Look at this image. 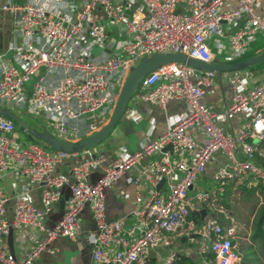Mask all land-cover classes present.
Listing matches in <instances>:
<instances>
[{"label": "built area", "instance_id": "1", "mask_svg": "<svg viewBox=\"0 0 264 264\" xmlns=\"http://www.w3.org/2000/svg\"><path fill=\"white\" fill-rule=\"evenodd\" d=\"M140 1L145 12H128L122 0L67 2L73 19L57 14V6L36 0L1 4L0 10L12 18L14 40L21 42L13 49L22 67L1 62L0 106L24 105L35 118L45 113L50 117L48 132L76 141L90 136L108 120L135 60L152 53H182L213 63L215 54L207 42L210 35L227 37L234 57L243 54L251 41L264 40V1L260 5L259 0ZM98 9L121 33L119 40L111 39L106 26L97 20ZM94 41L106 45L98 57L91 54ZM216 74L181 61L162 63L146 74L133 93L138 99L163 108L179 100L188 111L139 149L111 158L94 182L88 177L106 160L103 154L92 155L87 149L88 158L74 165L69 174H55L56 167L75 152H48L34 142L19 144L15 121L0 115V173L12 170L44 184L39 206L32 204L26 192L14 198L10 220L2 217L11 198L0 189V264H33L56 238H74L85 205L95 223L88 237L93 264H146L149 250L170 247L187 228L199 233V251L210 250L211 264H239L234 224L223 226L212 218L197 227L188 217L192 210L216 201L237 178H245L249 188L264 187V167L257 163V143L264 140V72L259 81L243 89L242 84L253 78L254 72L248 68L233 71L227 78L231 100L221 111L204 100ZM33 76L28 89L26 84ZM236 115L245 117L244 124L234 134L224 132L222 124ZM196 128L205 138L202 143L193 133ZM167 145L171 148L165 149ZM158 152L157 158H150ZM218 152L225 162L214 171L212 187L192 194L195 179ZM136 165L139 173L132 184L139 186L143 181L150 191L142 196L136 190L135 221L126 228L122 218L107 219L105 188ZM161 181L165 194L157 188ZM65 186L71 192L66 210L48 226L44 214ZM20 226L29 227L34 234L18 260L3 248L1 239ZM191 233L186 235L194 240ZM176 258V253L170 252L164 264H174Z\"/></svg>", "mask_w": 264, "mask_h": 264}, {"label": "crops", "instance_id": "2", "mask_svg": "<svg viewBox=\"0 0 264 264\" xmlns=\"http://www.w3.org/2000/svg\"><path fill=\"white\" fill-rule=\"evenodd\" d=\"M8 1H17L23 2L26 0H0V5L8 2ZM41 2L42 4H49L50 6H57L58 10L57 14L66 15L68 19H73L74 15L71 14L69 8H67V2H75L81 4L84 0H36ZM125 2L128 12H145V6L142 4L140 0H122ZM264 0H259V5ZM64 4V6H63ZM230 5H234V2H231ZM259 9V6H257ZM74 10V9H73ZM73 13V12H72ZM96 18L99 22L106 26L107 32L111 39H114V29L111 27L109 20L104 16V13L98 9L96 11ZM229 32V31H228ZM227 32V33H228ZM262 35L260 34V37ZM36 41H38L36 35ZM263 42L264 40H260ZM20 45L21 42L19 40H14L13 38V22L10 15L0 10V65L3 60H7L10 64L15 65L19 68L22 67V62L16 56V53L13 49L15 44ZM255 43H259V41H255ZM93 47L91 50V54L94 57H98L101 55L102 51L106 48L105 43L94 41ZM250 47L240 56L242 57L244 54L249 52ZM257 49L262 50V47H257L254 51L258 52ZM239 57V58H240ZM236 60V59H235ZM216 62V61H215ZM218 62H236V61H218ZM250 69V68H248ZM254 72L255 76L251 79H247L242 84V88L246 89L248 86H251L253 83L259 81L261 75L264 71L258 70L256 68L250 69ZM261 71V73L259 72ZM232 72H217L214 85L209 88L205 94V103L214 110L221 111L225 110L229 105L231 100L232 90L228 83V77ZM4 107V106H2ZM188 111L187 105L179 100L170 101L166 107H160L155 104L146 103L138 99L135 94L132 95L126 109L118 121L117 125L113 129L111 135L105 139L99 145L90 148L91 154H103L106 157V160L103 164L97 166L93 169L88 177L90 182L96 181L103 172V168L107 165L108 161L111 158H114L116 155L133 152L139 149L146 141L154 139L159 133L165 131L171 125H173L176 121L182 118ZM47 115L45 113L38 114L36 116V127L34 129L45 128L48 130L47 125L43 122L41 118L42 115ZM18 115V114H17ZM19 116V115H18ZM20 117V116H19ZM24 123L26 121L21 118ZM245 117L243 115H236L234 118L222 124V128L224 132L234 134L243 124ZM16 123V122H15ZM47 123V122H46ZM16 125L21 128L17 123ZM15 129L17 127L15 126ZM28 133V131H27ZM193 133L196 135L198 141L201 143L204 142V136L199 131V129L193 130ZM18 139L22 137L25 139V134L21 131H18L15 135ZM170 149V148H166ZM161 152L153 154L150 158L154 159L159 156ZM88 158V154L85 151L75 152L72 156L62 161L55 169L54 173H64L69 174L72 167L79 163L80 161ZM225 156L218 152L213 155V158L207 164L205 172L201 174L198 178V182L194 183L191 193L193 194L194 189H196V184H198L199 188L203 189L206 186L213 185L212 176L214 171L224 164ZM139 166L136 165L132 167L129 171H127L119 180L114 183L109 184L105 188V206H106V217L107 219H116L122 218L125 221V227H129L135 221L133 216V210L138 207V203L135 200L136 190L140 191L142 196H147L150 191V186L145 182H141L139 186H135L132 184L131 180L139 173ZM245 178H237L235 181L230 182L225 187V192H223L216 201L213 203H206L202 206H199L196 211L199 212L200 220H197V216L190 217L188 220L190 222H194L197 220L198 222L203 223L204 220L207 219H220L219 215L216 211H222L223 208L225 210L226 204L229 203L228 199L234 200L237 194L242 190V187L249 188L245 183ZM203 184H207L203 186ZM42 182H32L25 176H21L20 174L10 170L5 174L0 173V189H3L10 196V201L6 205L5 215L2 217L3 219L10 220L12 218L13 212V200L14 198L22 192H26L28 199L32 202V204L39 206L40 205V196L41 190L43 188ZM255 188V187H253ZM161 193L165 194L166 186L161 185L158 187ZM207 190V189H203ZM198 191V190H197ZM201 191V190H200ZM257 193V191H255ZM70 190L68 186H65L62 189L61 197L55 201L51 208L46 214H44L45 222L48 226H52L57 220L62 216L67 207V200L70 197ZM224 199L222 204L219 202ZM203 209L204 213H200V210ZM191 212H194L192 210ZM190 212V213H191ZM229 214V219L232 221V225L235 223L239 224L238 220H233V215ZM201 215H204L203 217ZM234 216V215H233ZM197 222V223H198ZM195 223V222H194ZM247 223H244L243 226H249L250 229L246 233L247 239L242 241H237L234 238L235 246L238 245V250L243 255L246 253L248 248V243L253 244L250 239V235L252 233V223L253 219ZM196 224V223H195ZM78 231L74 238L68 237H58L53 240L49 244L48 250L43 251L33 262V264H93L92 261V249L93 245L89 242V235L95 230V223L91 213V210L88 205H85L78 217ZM235 225V224H234ZM191 233V231L187 228L185 229L184 234L180 236H176L173 240V243L170 247H163L158 249L149 250L147 253V262L146 264H164V254L166 251L175 252L177 255V259H180L181 256L190 258L196 264H207L210 263L212 258V254L207 255V252L200 253L199 251V233L193 232L191 233L194 240H190L189 236L186 233ZM34 234L33 230L29 227L20 226L17 228H13L11 232L3 236L1 239V244L3 248L11 252L15 255V257L20 260L25 253L26 248L28 247L29 241ZM198 234V235H197ZM245 235V233H243ZM242 234V235H243ZM242 238V237H241ZM248 241V242H246ZM243 243V244H242ZM197 245V247H194ZM255 246V245H254ZM177 249H176V248ZM194 247V248H192ZM170 253V252H169ZM168 255V254H167ZM166 255V256H167ZM258 255V253H257ZM241 259V255H240ZM174 261V264L176 262Z\"/></svg>", "mask_w": 264, "mask_h": 264}, {"label": "water", "instance_id": "3", "mask_svg": "<svg viewBox=\"0 0 264 264\" xmlns=\"http://www.w3.org/2000/svg\"><path fill=\"white\" fill-rule=\"evenodd\" d=\"M264 60V49L257 55L237 61V62H213L205 63L196 58L188 57L182 53H152L149 56H143L139 59L138 63L133 66L126 79L124 80L121 89L119 91L117 100L114 104L113 110L103 126L90 136H85L76 141L62 140L57 138L45 128L34 129L30 128L22 119L7 106H0V115L13 119L23 130L28 131L30 138L40 140L42 143L50 146L53 150L67 151V152H82L87 149L93 148L105 139H107L118 121L122 117L128 101L132 97L134 91L137 89L141 79L150 71L155 69L162 63L181 61L187 64L204 70H213L216 72H233L241 70L249 65L259 63ZM166 148H171V145H167ZM164 181H161L157 188L163 185ZM200 213H204L201 209ZM202 217L204 215H201ZM198 235V234H197Z\"/></svg>", "mask_w": 264, "mask_h": 264}, {"label": "rangeland", "instance_id": "4", "mask_svg": "<svg viewBox=\"0 0 264 264\" xmlns=\"http://www.w3.org/2000/svg\"><path fill=\"white\" fill-rule=\"evenodd\" d=\"M113 28V27H112ZM114 29V35L115 37H113L115 40H119L121 38V33L116 29ZM262 37V36H261ZM208 45L211 49V51L215 54V61H234L235 59L239 58L242 54H238L236 57L233 56L232 54V49L229 45L228 39L227 37H219L217 35H210L207 39ZM263 46V42L259 41V43H255L253 41H251L249 43V52L247 54L253 53L255 52L254 50L259 47L261 48ZM264 47V46H263ZM257 51H259V49H257ZM138 60H135L133 62V65H136L138 63ZM245 68H256L258 70L264 71V60L253 64V65H249ZM261 71H259L261 73ZM35 80V77L33 76L29 82L26 84L27 88H31L33 82ZM137 90V89H136ZM135 90V91H136ZM27 106H28V102H26ZM3 106H9L11 111L15 114H18L20 116V118H23L26 121V124L30 127V128H34L36 127V121H35V117L32 116L31 114H29L28 112H26V107L23 106H15V105H7V104H2ZM41 118L43 119V122H45V124L47 125L48 129H50L49 125L46 123L49 120V116L48 115H42ZM17 129H15L14 131V135L17 134L18 131H21L22 133L25 134V139H23L22 137H19L18 142L19 144H25L28 142H34L38 145H40L41 147H43L46 151H51L52 149L50 148V146L46 145L45 143H42L40 140L34 139V138H30L27 131L23 130L22 128H19L16 125ZM262 154H264V152L260 151ZM260 153V154H261ZM200 176V175H199ZM198 176V177H199ZM195 179L194 183H197L199 178ZM207 185V184H206ZM205 184H203V186H206ZM212 186L209 185L206 186L203 189H210ZM259 187V186H258ZM202 188L200 189L198 184H196V189H194V191L197 192L198 191H204ZM257 193H253L250 194L249 196L244 191H240L239 194L236 195V197H234V200H230L228 199L229 203L226 204V208L225 210L222 208V211H216V213H218L219 217H223V222L227 223L230 219L229 214H232L233 220H238L239 224L234 222V226L236 227V232H237V238H236V243L237 241H242L247 239L246 237V233L249 231L250 227L247 226L249 223H247V220L250 222L251 219L254 218L255 214L257 213L258 208L261 206V204H263L264 202V197L263 194H260L259 189L256 190ZM194 222L196 223L197 227H199L201 225V222H198L197 220H194ZM198 222V223H197ZM220 222V221H219ZM244 223H246V226H243ZM245 233V235L243 234ZM243 234V235H242ZM242 237V238H241ZM248 242V241H246ZM235 243V244H236ZM243 244V243H242ZM194 247H197V245H195ZM192 247V248H194ZM176 248V247H175ZM236 250L238 251V253L240 254V251L238 250V245L235 246ZM177 249V248H176ZM171 252V251H169ZM168 251H166V253L164 254V258L166 257V255L169 253ZM207 255H210V250L207 248Z\"/></svg>", "mask_w": 264, "mask_h": 264}, {"label": "trees", "instance_id": "5", "mask_svg": "<svg viewBox=\"0 0 264 264\" xmlns=\"http://www.w3.org/2000/svg\"><path fill=\"white\" fill-rule=\"evenodd\" d=\"M263 49H264V47L262 46V50ZM262 50H260V52ZM260 52L258 51V52H253L250 54L246 53L242 57L237 58L234 61L237 62V61L255 56V55L259 54ZM260 151L264 152V140L257 143V163H259L261 166L264 167V154H262ZM258 153H261V154H258ZM242 188H243V191L245 192V194L249 193V194H247L248 196L250 194L255 193V191L257 189H259L260 194L262 193L263 197H264V187L263 186H259L257 188H246V187L245 188L242 187ZM219 202L221 204H222V202L227 203V202H224V199L219 201ZM195 215L197 216L196 217L197 220H200L199 212L196 210H194V212H191L189 214L188 218L190 219V217H193ZM220 218H221V220L218 219V221H220V223L223 226L232 225V221L229 220L227 223H225V222H223L224 218L223 217H220ZM250 239H251V242H253V244L255 246L252 245L251 243L250 244L248 243V248H247L246 253L243 255L241 253L239 254V255H241V259H240L239 264H264V202L258 208L257 213L255 214V216L253 218L252 233L250 235ZM257 253H258V255H257ZM175 262H176V264H196L190 258H187L184 256H181L180 259H177ZM207 264H211V263H207Z\"/></svg>", "mask_w": 264, "mask_h": 264}]
</instances>
